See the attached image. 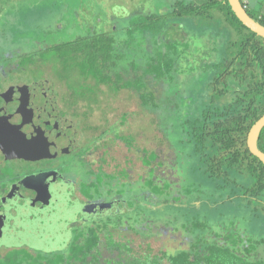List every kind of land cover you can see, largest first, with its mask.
Returning <instances> with one entry per match:
<instances>
[{
  "label": "rangeland",
  "instance_id": "1",
  "mask_svg": "<svg viewBox=\"0 0 264 264\" xmlns=\"http://www.w3.org/2000/svg\"><path fill=\"white\" fill-rule=\"evenodd\" d=\"M244 1L251 12L264 13V0ZM0 6L4 10H0V64L5 65L17 56L84 39L96 33H106L117 43L124 42L129 38L126 28L133 17L165 12L169 9V2L0 0ZM193 21L188 18L174 20L175 28L166 35L170 42L188 46L183 58L179 59V72L173 79L168 83L156 81L152 77L143 78L146 91L152 93L157 104L156 109L143 108L133 90L121 89L113 93L105 86H101L97 102L88 104L87 101H80L77 107L84 116L78 123L95 128V132L91 133L95 136V145L87 153L89 156L86 160L94 161L96 173L99 172L96 179L98 182L99 178L102 181L98 188L89 185L85 187L83 184L82 191L91 194L94 199L107 201L118 197L116 193L121 191L119 200L124 201L123 210L115 215L105 214L99 219H93L97 221L95 223H88L91 221L81 218L74 223H70V220L55 223L47 221L43 224L25 223V213L21 212L18 214L20 219L17 218L16 221L17 229L7 235V241L0 239V257L15 250L33 256H52L67 252L75 235L108 220V233L115 243L130 249L129 255L161 259L162 254L187 250L194 238L183 230L181 212L163 204L160 197L146 198L140 189L143 186L141 180L148 177V169L155 164H144L153 152L159 155V160L164 165L161 168L163 176L160 177L171 182L170 197L181 195L183 185L198 190V194L192 193L190 197L188 194V199L184 201L188 200V218L205 220L213 232H235L247 239L264 241V203L261 205L255 200L246 202L245 199L237 198L229 203L218 204L227 194L226 190L213 189L207 180L192 170L190 155H186V148L180 142L177 114L186 112L190 117L207 99L208 82L216 71L214 65L222 62L228 43L226 31L219 29L216 22L209 24L200 20ZM134 37V42H141L140 37ZM141 47L142 49L140 46L124 50V46L119 48L123 53V62H141L145 56L143 49L151 51L153 45L147 40L146 45ZM14 64L15 62L9 64L8 68ZM141 69H133L125 64L116 71L123 80H133L142 75ZM47 72L52 71L47 69ZM51 78L55 83V77ZM122 137L130 139L131 144L126 145ZM77 168L80 172L74 171V175L82 183L88 181L89 175L85 173L83 166ZM157 174L158 171L155 175ZM104 175L113 178H106ZM123 175L128 177L124 178ZM195 196L203 203L192 209L189 205ZM134 213L142 216L140 224L134 223ZM145 218L156 222L145 223ZM101 242L102 245L106 244L104 238ZM259 252L264 257V244ZM161 262L167 264L164 259Z\"/></svg>",
  "mask_w": 264,
  "mask_h": 264
},
{
  "label": "trees",
  "instance_id": "2",
  "mask_svg": "<svg viewBox=\"0 0 264 264\" xmlns=\"http://www.w3.org/2000/svg\"><path fill=\"white\" fill-rule=\"evenodd\" d=\"M167 1L169 9L165 12L133 17L126 28L129 38L124 42L117 43L106 33H96L84 39L45 47L24 57H39L43 62L52 63L65 76L75 99L95 103L101 86L113 93L129 89L137 93L143 108L154 110L157 104L152 93L146 91L143 78L152 77L169 83L179 72V59L183 58L188 47L168 40L166 35L175 28L173 21L188 18L209 24L216 22L218 28L228 35L225 57L221 63L214 65L216 71L208 82V97L196 113L190 117L186 112L177 114V131L180 142L186 148V155H190L192 170L207 180L213 189L226 190L227 194L218 204L241 198L263 205L264 165L249 152L246 140L251 126L264 114V39L239 22L227 0ZM240 2L247 14L264 26V13L255 14L244 0ZM0 10L4 11L2 6ZM135 35L141 38V42H134ZM147 40L153 47L151 51L143 49V63L123 62V53L119 48L124 46V50L140 46L142 49ZM125 64L133 69L142 68V75L133 80H123L116 70ZM121 139L126 145L131 144L130 139ZM257 146L264 153V128L259 134ZM152 162L155 164L148 169V177L141 180L143 186L140 189L146 198L160 197L163 204L181 212V226L194 238L187 250L162 254L161 259L129 255L131 251L127 246L115 243L111 238L108 220L75 235L67 252L33 256L15 250L0 257V264H162L163 259L167 264H264V257L259 252L263 240L247 239L223 230L213 232L205 220L188 218V200L184 201L188 199V194L189 197L192 193L198 194V190L183 185L181 195L170 197L171 182L160 177L163 176L161 168L164 165L155 152L147 157L144 164L149 166ZM157 171L159 175H155ZM99 182H102L100 178ZM99 182L97 180L95 187L98 188ZM116 196L120 198L122 192H117ZM199 203L203 202L195 196L189 206L193 209ZM159 207L148 208L158 210ZM134 214V223L138 224L142 216ZM143 222L156 221L145 218ZM101 237L105 245H102Z\"/></svg>",
  "mask_w": 264,
  "mask_h": 264
},
{
  "label": "flooded vegetation",
  "instance_id": "3",
  "mask_svg": "<svg viewBox=\"0 0 264 264\" xmlns=\"http://www.w3.org/2000/svg\"><path fill=\"white\" fill-rule=\"evenodd\" d=\"M24 56L0 64V239L6 241L21 212L25 223H74L92 217L93 205L120 199L97 200L82 191L83 184L97 183L94 161L86 160L95 128L78 123L80 100L65 76L48 61ZM81 166L89 175L84 183L74 175Z\"/></svg>",
  "mask_w": 264,
  "mask_h": 264
},
{
  "label": "water",
  "instance_id": "4",
  "mask_svg": "<svg viewBox=\"0 0 264 264\" xmlns=\"http://www.w3.org/2000/svg\"><path fill=\"white\" fill-rule=\"evenodd\" d=\"M231 11L239 22L249 29L251 32L257 36L264 39V26L260 25L254 21L246 12L244 6L241 4L240 0H227ZM264 128V114L251 126L248 134L246 145L249 152L255 156L264 165V153L258 149L257 141L259 134ZM124 208V201H114L106 204H96L91 207L90 210L93 213L92 217L88 220L99 219L103 215H115Z\"/></svg>",
  "mask_w": 264,
  "mask_h": 264
},
{
  "label": "crops",
  "instance_id": "5",
  "mask_svg": "<svg viewBox=\"0 0 264 264\" xmlns=\"http://www.w3.org/2000/svg\"><path fill=\"white\" fill-rule=\"evenodd\" d=\"M245 2V1H244Z\"/></svg>",
  "mask_w": 264,
  "mask_h": 264
}]
</instances>
